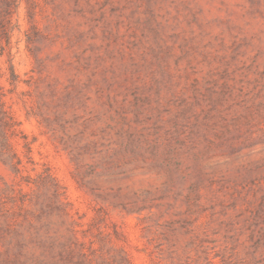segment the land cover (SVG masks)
I'll list each match as a JSON object with an SVG mask.
<instances>
[{
  "label": "rangeland",
  "instance_id": "rangeland-1",
  "mask_svg": "<svg viewBox=\"0 0 264 264\" xmlns=\"http://www.w3.org/2000/svg\"><path fill=\"white\" fill-rule=\"evenodd\" d=\"M12 23L0 264H264V0H19Z\"/></svg>",
  "mask_w": 264,
  "mask_h": 264
},
{
  "label": "trees",
  "instance_id": "trees-1",
  "mask_svg": "<svg viewBox=\"0 0 264 264\" xmlns=\"http://www.w3.org/2000/svg\"><path fill=\"white\" fill-rule=\"evenodd\" d=\"M19 0H0V43L1 49L6 50L10 55V39L15 24L12 23V16L16 12ZM3 41V42H2ZM13 69V67L11 66Z\"/></svg>",
  "mask_w": 264,
  "mask_h": 264
}]
</instances>
